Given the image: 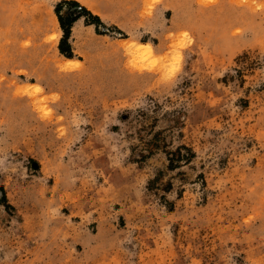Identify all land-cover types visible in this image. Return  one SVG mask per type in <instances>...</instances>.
Masks as SVG:
<instances>
[{"label": "rangeland", "instance_id": "374dc122", "mask_svg": "<svg viewBox=\"0 0 264 264\" xmlns=\"http://www.w3.org/2000/svg\"><path fill=\"white\" fill-rule=\"evenodd\" d=\"M62 1L0 0V264H264V0Z\"/></svg>", "mask_w": 264, "mask_h": 264}, {"label": "crops", "instance_id": "0c3cea01", "mask_svg": "<svg viewBox=\"0 0 264 264\" xmlns=\"http://www.w3.org/2000/svg\"><path fill=\"white\" fill-rule=\"evenodd\" d=\"M73 1H76L79 3L80 0H73ZM140 4L141 3L138 2L137 5H136V3L134 5V2L130 1V5L128 7H123L122 10L115 12L116 15L126 16V18L122 17L119 19H115L113 21L122 20L124 22H127V21L131 20L133 18V16L140 14V9H141ZM136 6H137V9H136ZM130 7L132 8V10L130 9ZM55 18H56L58 27L60 28V24H59V21L57 19V16H55ZM95 28H96V26L94 24L86 22L83 17H79L71 23L70 34L72 37V35L75 31H77V32L86 31L88 33H92V32H95ZM126 28H128V27H126ZM120 29H122V31H125L123 28H120ZM60 31H62L61 28H60ZM66 59H72V57H70V58L66 57Z\"/></svg>", "mask_w": 264, "mask_h": 264}, {"label": "trees", "instance_id": "16d2710c", "mask_svg": "<svg viewBox=\"0 0 264 264\" xmlns=\"http://www.w3.org/2000/svg\"><path fill=\"white\" fill-rule=\"evenodd\" d=\"M64 4H70V5L75 6V7H77V11H78L77 14L74 16V18L69 20L68 23H65V20H64L63 16L61 15V7ZM55 13H56V16L58 18L60 28L63 32V39H66L68 37V35L70 33L71 23L79 17H83L85 15H88L91 18V20L88 23L95 24L96 26L101 25V22L97 16L92 15L90 12L85 10V8H83L76 1H73V0H63L62 2H60L55 8ZM59 49H60V52L63 53L66 57H68V58L71 57V54L66 53L65 49L63 48V43H61V45L59 46Z\"/></svg>", "mask_w": 264, "mask_h": 264}, {"label": "bare ground", "instance_id": "6f19581e", "mask_svg": "<svg viewBox=\"0 0 264 264\" xmlns=\"http://www.w3.org/2000/svg\"><path fill=\"white\" fill-rule=\"evenodd\" d=\"M144 44H142V46H148V45H144ZM64 63H65L64 68H73L77 65V61H75L73 59H67Z\"/></svg>", "mask_w": 264, "mask_h": 264}]
</instances>
